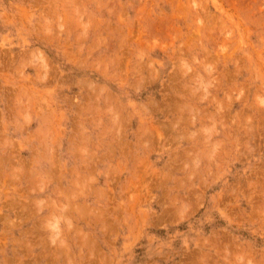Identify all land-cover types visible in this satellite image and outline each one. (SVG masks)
<instances>
[{
	"label": "rangeland",
	"instance_id": "rangeland-1",
	"mask_svg": "<svg viewBox=\"0 0 264 264\" xmlns=\"http://www.w3.org/2000/svg\"><path fill=\"white\" fill-rule=\"evenodd\" d=\"M0 264H264V0H0Z\"/></svg>",
	"mask_w": 264,
	"mask_h": 264
}]
</instances>
